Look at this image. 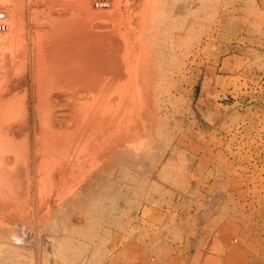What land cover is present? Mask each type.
Instances as JSON below:
<instances>
[{
	"label": "rangeland",
	"instance_id": "obj_1",
	"mask_svg": "<svg viewBox=\"0 0 264 264\" xmlns=\"http://www.w3.org/2000/svg\"><path fill=\"white\" fill-rule=\"evenodd\" d=\"M162 1V18L169 2L181 10L165 23L157 13L158 33L143 31L144 43L149 35L155 41L144 46L146 58L152 57L146 60L151 77L143 89L142 136L150 152L144 161L122 156L123 162H113L115 170H97L102 181L89 189L87 203L64 207L56 232L48 225L37 232L41 219L34 215L26 225L32 233L14 226L26 232L20 241L0 218V264H264V0ZM120 2L118 25L124 29L137 8ZM180 15L188 17L187 34L177 30ZM36 115L31 109L28 126L17 121L10 136L17 131L16 141L31 137ZM33 168L31 157L21 196L36 193ZM85 178L75 183L78 190ZM49 201L48 194L44 204ZM4 210L0 203V214ZM43 238L59 242L62 261L50 260L58 255Z\"/></svg>",
	"mask_w": 264,
	"mask_h": 264
},
{
	"label": "bare ground",
	"instance_id": "obj_2",
	"mask_svg": "<svg viewBox=\"0 0 264 264\" xmlns=\"http://www.w3.org/2000/svg\"><path fill=\"white\" fill-rule=\"evenodd\" d=\"M128 1L126 4L135 3L137 10L131 11L128 26L123 29L118 25L123 17L120 15V0H0V186L4 188L3 192L0 189V203L5 209L0 218L13 225L6 228H10L8 234L16 240H24L28 230L32 233L30 225L34 215L41 219V224L37 220V232L42 231L45 225L54 232L58 231L61 228L56 221L61 218L59 215L64 212V207L85 204L89 189L94 183L102 181V175L97 170H115L114 161L123 162V157H132L136 162V158L141 159L150 152L145 153L142 138L147 126H144V119H147L143 112V89L146 87L145 79L151 77L146 63L150 62L152 55L146 58V51L152 46L150 42L155 41L149 35L151 41L148 38L145 40L150 45L144 43L143 31L157 30L158 33L154 24L160 17L155 15L163 14L162 2H166ZM136 1H139L138 4ZM169 3L165 4L168 6L167 18L160 15L162 20L159 22L165 23L164 19L171 22V16L181 10ZM181 5L184 9V3ZM183 18L182 15L181 21H178L181 27L177 30L187 34L189 21L188 17ZM112 19L114 22H111ZM162 38L166 40L164 36ZM164 59L167 61L168 58ZM162 60L164 64L159 63L166 66L167 62ZM159 74L161 72L157 76ZM31 109L34 116L38 114L34 133L23 141H16L17 131L12 132L13 136L10 132L17 121L22 127L28 126ZM154 123L153 120L151 125L154 126ZM31 157L37 173L36 193L21 196L20 185L25 179L23 170H29L28 160ZM82 176L86 178L78 190L79 186L75 183ZM48 194L50 201L46 205L44 200ZM31 204L36 212L29 207ZM28 220L31 224L26 226ZM49 220L50 224L47 223ZM1 224L4 227L5 224ZM18 224L27 231L19 234L21 228L18 232L15 231L17 228L13 230ZM57 237L61 240L63 236ZM43 239L46 248L58 255L52 254L56 258L48 256L50 260L58 261L61 255L59 242ZM54 246H57L56 251H52Z\"/></svg>",
	"mask_w": 264,
	"mask_h": 264
}]
</instances>
